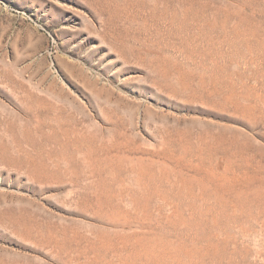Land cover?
Listing matches in <instances>:
<instances>
[{
	"label": "rangeland",
	"instance_id": "rangeland-1",
	"mask_svg": "<svg viewBox=\"0 0 264 264\" xmlns=\"http://www.w3.org/2000/svg\"><path fill=\"white\" fill-rule=\"evenodd\" d=\"M0 264H264V0H0Z\"/></svg>",
	"mask_w": 264,
	"mask_h": 264
}]
</instances>
